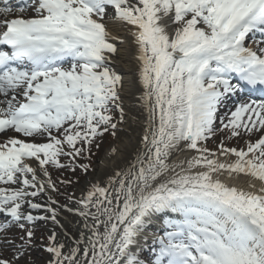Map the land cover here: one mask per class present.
<instances>
[{
	"label": "snow or ice",
	"instance_id": "obj_1",
	"mask_svg": "<svg viewBox=\"0 0 264 264\" xmlns=\"http://www.w3.org/2000/svg\"><path fill=\"white\" fill-rule=\"evenodd\" d=\"M3 5L0 134L45 142H0V264L35 249L40 222L47 264H264V0ZM109 23L135 48L146 116L134 161L87 180L77 197L51 170L94 173L92 146L125 121ZM233 138L243 146L229 147ZM183 152L192 155L173 159ZM224 174L249 177L250 190ZM62 215L76 218V235Z\"/></svg>",
	"mask_w": 264,
	"mask_h": 264
},
{
	"label": "bare ground",
	"instance_id": "obj_2",
	"mask_svg": "<svg viewBox=\"0 0 264 264\" xmlns=\"http://www.w3.org/2000/svg\"><path fill=\"white\" fill-rule=\"evenodd\" d=\"M109 32L112 36L118 37L119 39L112 41L116 44L117 53L113 58V62L111 67L122 77L123 80V88L121 89V97L123 102V107L125 110V121L120 126V131L117 132L115 141L108 149L103 156L99 159L95 166V172L92 173L91 177L87 180L92 179L98 175L103 174L109 170H113L115 166H124L125 161H134L136 150L140 147L139 140L142 135V130L140 127V123L143 119H145V115H141L143 112L142 102L140 97L143 94L142 86L138 81V64L135 60V48L130 43V38L127 36L125 30L121 28L118 24L109 23L108 24ZM120 39L124 40V43H120ZM217 138L221 139L218 135ZM255 139V137H253ZM228 146L233 147H241L244 144L243 140H238L237 138H233L230 141H226ZM113 149H115V153H113ZM190 152L179 153L177 156H174L173 159H183L185 157L191 156ZM234 159V158H230ZM222 181L227 184L235 185L238 188L248 189V181L249 177L241 174L235 179H224L223 176L220 177ZM256 183L257 187H259L258 181H253ZM86 181L78 188L75 192L77 197H80L82 192L81 190L85 187ZM45 198H42L39 202L44 203ZM43 214L42 210L40 213ZM68 223L65 221V216H61V223H65V226L69 233L70 229L76 227V218L69 216ZM42 223V222H40ZM39 223V224H40ZM158 224H154V227H158ZM52 226L50 225L49 228ZM60 230L57 229V232ZM72 234V233H71ZM36 243V242H35Z\"/></svg>",
	"mask_w": 264,
	"mask_h": 264
},
{
	"label": "rangeland",
	"instance_id": "obj_3",
	"mask_svg": "<svg viewBox=\"0 0 264 264\" xmlns=\"http://www.w3.org/2000/svg\"><path fill=\"white\" fill-rule=\"evenodd\" d=\"M117 115L114 113V116ZM115 137H113L111 134H106L103 138H100L97 140L98 147L96 145L92 146V152L93 155L91 157V168L95 169V166L99 159L103 156V154L112 147ZM219 143V139L216 138L215 140H209L207 143V146L211 149H215L216 145ZM85 163H88L89 161H84ZM93 172H89L87 176H85L84 173L77 170L75 174H73L71 171L63 170V171H57L52 170V178L54 180L58 179H71L74 183L73 185L67 187V189L64 188V186H61V192L67 191L70 193H74L78 190L82 184L87 181L89 177H91ZM77 180H79V183H75ZM55 198L60 201L61 204L65 202L64 197L60 195H55ZM50 227V224L47 225V228ZM74 228L70 229L69 233L70 235H76V233L73 230ZM47 231L45 225L42 223L37 225L36 234H35V242L36 247L35 249L28 255H25L20 261L19 264H47L48 261V254L43 251V248L41 247L42 244H47ZM12 255V253H11ZM11 255L9 257H11Z\"/></svg>",
	"mask_w": 264,
	"mask_h": 264
}]
</instances>
